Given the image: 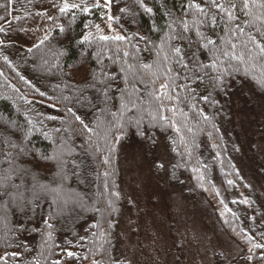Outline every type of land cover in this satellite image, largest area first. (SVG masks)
Listing matches in <instances>:
<instances>
[{
  "label": "trees",
  "instance_id": "16d2710c",
  "mask_svg": "<svg viewBox=\"0 0 264 264\" xmlns=\"http://www.w3.org/2000/svg\"><path fill=\"white\" fill-rule=\"evenodd\" d=\"M217 3L0 0V176L11 175L0 193L23 199L0 195V264H126L120 154L158 136L173 160L167 181L180 187L182 175L221 206L244 252L234 263L264 264L262 212L222 124L243 87L264 95V0Z\"/></svg>",
  "mask_w": 264,
  "mask_h": 264
},
{
  "label": "rangeland",
  "instance_id": "374dc122",
  "mask_svg": "<svg viewBox=\"0 0 264 264\" xmlns=\"http://www.w3.org/2000/svg\"><path fill=\"white\" fill-rule=\"evenodd\" d=\"M243 89L226 107L223 139L227 148L230 146L228 155L239 177L262 212V224L264 95L254 93L253 87ZM163 142L158 136L149 147L134 140L120 154L119 192L123 204L116 232L120 258L126 264L237 263L244 252L239 241L225 231L218 214L219 203L215 205L206 196L196 194L182 175L176 179L184 183L180 187L167 181V172L171 171L168 165L173 160ZM214 184L222 204L231 208L230 195L218 178H214ZM233 196L243 199L242 192Z\"/></svg>",
  "mask_w": 264,
  "mask_h": 264
},
{
  "label": "snow or ice",
  "instance_id": "6c2138e0",
  "mask_svg": "<svg viewBox=\"0 0 264 264\" xmlns=\"http://www.w3.org/2000/svg\"><path fill=\"white\" fill-rule=\"evenodd\" d=\"M104 2H105V4H108V3L111 2V0H104ZM205 5H206L207 7H209V8H217V9H220V8L224 7L223 5H219V4L217 3V0H205ZM97 6H98V5H97ZM141 6H143V5H141ZM245 6H247V5H245ZM72 7L75 8L76 5H72ZM189 7H190V8H196L197 11H199L200 13H204V8L200 7L198 4H195V3H191V2H190ZM67 8H68V5L65 4V5L63 6V8H61V11H64V10H66ZM84 10H85L86 12L88 11L87 8H85ZM145 11H146V12H150L151 10L145 8ZM0 19H2V18H0ZM109 19H112V18L109 17ZM185 29H187V25H185ZM101 39H107V37H101ZM116 39H118V40H123L124 37H123V36H117ZM208 43H209V44H212L213 42H212L211 40H208ZM175 51H176V52H179L180 50H179V49H175ZM205 99H207V98H205ZM69 112H71V109H69ZM75 119H76L78 122L80 121V117H79V116H76ZM205 119H207V117H205ZM117 139H119V138H117ZM23 151H24V149L21 148V152H23ZM21 171H23L25 175L28 174V170H27V169H22ZM10 180H11V175H10V174H5V175H3V176H0V188L7 189V185H8V183L10 182ZM33 180H36V177H35V176H33ZM37 183H38V182H37ZM229 183H231V181H229ZM35 187H36V185L34 184V185H33V188L35 189ZM40 187L43 188V187H45V186L40 185ZM0 195H9L10 198L12 199L13 203H16L17 206H22V205H23V199H22V196H21V195H13V194L7 193V191H5L4 193H0ZM34 198H38V197H36L35 194H34ZM256 246H257V247H260V245H256ZM69 255L71 256L72 253H69Z\"/></svg>",
  "mask_w": 264,
  "mask_h": 264
}]
</instances>
